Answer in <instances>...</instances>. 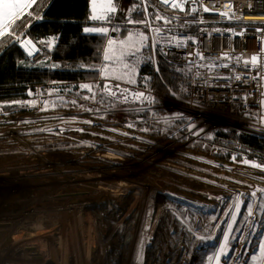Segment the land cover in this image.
Segmentation results:
<instances>
[{
    "label": "rangeland",
    "instance_id": "obj_1",
    "mask_svg": "<svg viewBox=\"0 0 264 264\" xmlns=\"http://www.w3.org/2000/svg\"><path fill=\"white\" fill-rule=\"evenodd\" d=\"M113 2L112 20L134 11L127 0ZM89 3L95 27L101 22L91 20ZM105 26L110 36L101 62L84 69L99 71L106 63L108 38L119 34V44L127 40L125 32H145L127 28L115 35ZM40 40L32 41L38 47ZM48 40L43 50L38 47L41 55L55 49ZM157 56L163 58L159 51L143 50L132 84L104 80L101 73L52 84L45 94L15 102L24 110L12 120L0 106V158L15 157L0 165V259L5 264H217V255L219 264H264L255 247L264 239V226L253 227L264 219V212H257L262 193L249 200L253 191L264 190V164L245 156L238 160L235 153L226 161L207 155L219 152L211 144L215 132L249 133L211 115L195 118L182 92L172 99L154 98L152 104L134 101V89H149L148 75L138 77L140 67L150 65L157 73ZM104 83H120L128 90L127 101L95 87ZM84 84L94 86L95 97L80 87ZM174 113L188 120L177 127ZM189 121L199 135L184 131ZM48 150L71 156L50 161ZM225 244L231 260L220 253Z\"/></svg>",
    "mask_w": 264,
    "mask_h": 264
},
{
    "label": "built area",
    "instance_id": "obj_2",
    "mask_svg": "<svg viewBox=\"0 0 264 264\" xmlns=\"http://www.w3.org/2000/svg\"><path fill=\"white\" fill-rule=\"evenodd\" d=\"M140 2L143 17L155 12L170 20L168 24H164L163 19L159 23L153 20L152 27L161 28L157 34L160 36L164 35V29H171L166 39L159 40V45L164 48L160 53L167 62L189 68L191 81L183 90V98L195 118L211 115L243 127L251 136L264 137V20L252 18L264 15V0H168L167 5L162 2L168 9L166 13L155 6L150 10L146 0ZM172 3L184 4L185 10L171 9L168 5ZM190 4L195 5L191 13L188 12ZM204 8L208 11H203ZM134 14L128 12L127 17L134 18ZM119 17L120 13L115 15L109 24L111 29L112 25L121 31L127 28L145 31L149 27L147 24H128V18L121 20ZM147 33L150 37L153 35L151 30ZM57 39H52V47H56ZM48 41L41 39L38 47L43 50ZM41 54L38 49V54L31 60L36 61ZM197 54L207 57L208 63L221 66L211 71L197 68L194 65L205 63L197 58ZM252 57L257 58L255 63ZM189 61H194V65H189ZM197 71H208V75L197 78L194 75ZM237 75L241 79H227ZM214 76L220 78H212ZM120 90H124L122 86ZM144 93L152 98H164L152 88Z\"/></svg>",
    "mask_w": 264,
    "mask_h": 264
},
{
    "label": "trees",
    "instance_id": "obj_3",
    "mask_svg": "<svg viewBox=\"0 0 264 264\" xmlns=\"http://www.w3.org/2000/svg\"><path fill=\"white\" fill-rule=\"evenodd\" d=\"M127 1L136 13L134 18L142 19L140 0ZM37 4L39 7L33 6L31 9L37 14L31 18L25 16L30 27H26L24 32L31 40L57 37V44L54 50L43 53L36 61H31L19 49V42L15 37H0V106L3 112L7 113L6 119L12 120L23 114L21 112L24 109L14 103L28 99L30 92L35 97L38 93L45 94L55 83L82 82L98 77V70L84 69L98 66L106 41V37L84 31L85 27L91 26L87 24L90 22L89 0H37ZM146 5L150 10L151 6H155L164 13L168 11L160 0H146ZM123 18L128 17L121 14L119 19L124 20ZM123 31L126 30L121 33ZM23 38L21 36V39ZM140 68L138 77L148 75L149 88L167 99H172L181 92L183 94L182 89L190 86L189 68L175 66L160 56H157V73L151 70L150 65H142ZM211 144L214 148L218 147L219 152L215 155L207 154L208 157L217 156L216 159L226 161L235 153L238 160L245 156L248 160L264 164L262 138L217 131ZM46 154L48 159L54 162H65L71 156L59 150H48ZM5 158V161L0 158V165L12 161L15 157Z\"/></svg>",
    "mask_w": 264,
    "mask_h": 264
},
{
    "label": "snow or ice",
    "instance_id": "obj_4",
    "mask_svg": "<svg viewBox=\"0 0 264 264\" xmlns=\"http://www.w3.org/2000/svg\"><path fill=\"white\" fill-rule=\"evenodd\" d=\"M120 0H116V3H119ZM164 4H168V0H162ZM33 6L39 7L37 4V0H0V37H7L13 38L20 43V46L27 51L29 57L34 55V52L37 51L36 45L33 44L32 40L27 38V34L24 32L26 27H30L28 21L25 20V16L31 18L32 16L36 15L37 13L31 11ZM171 9L183 12L185 10L184 4L172 3L168 5ZM195 8L194 4H190L188 6V12L191 13ZM146 10V9H145ZM124 11H127L126 9ZM203 11H208L207 8H204ZM117 8L113 2V0H91V20L101 22L98 26L92 27H85L84 31L87 33H98L103 37H109V27L105 26V23L111 24L113 16L111 14L116 13ZM162 17L157 15L155 12L151 16H144L142 20H136L135 18H128V24H147L149 27L145 29L144 33H133L127 35V40H121L118 44L115 38H108L107 40V48L103 54V60L106 62L102 65V67L97 72L99 76L101 73L103 74L104 80H114L119 81L120 83L125 84H132L134 83L133 77L137 75L136 73V64L142 63L141 57L143 56V50L148 48L150 51H159L164 52V48L159 45L160 39H166L168 32L171 29H164V35L160 36L157 35L161 32L160 27H152V21H156L157 23L162 21ZM164 24L170 23L169 19H163ZM149 30L152 31L153 35L150 37L149 35L145 34ZM112 31L117 32L121 31L120 29L115 28L112 25ZM21 36L24 38L21 39ZM187 39L191 40V37H187ZM150 41V43H149ZM195 42V41H193ZM51 43V42H49ZM176 46H183L182 44H177ZM191 55V54H190ZM197 58L201 61H205L202 65H194V61H189V65H194L197 68L203 67L208 71L214 70L215 68L220 67L221 65L217 63H208V58L204 57L202 54H197ZM226 59V58H225ZM252 62L255 63L257 58L252 57ZM151 61V57H149V61ZM111 65V67H110ZM227 66V65H225ZM158 70V68H157ZM246 70H251V68H246ZM96 71V70H92ZM208 71L201 73L197 71L194 75L199 78L201 75L207 77ZM212 78H220L218 76H214ZM241 79L239 75L235 77H227V79ZM258 79V78H257ZM145 83L147 82V78H144ZM120 83H116L115 85H110L107 83L95 85V87L102 88L104 92H107L110 97H123L125 101H127L128 96L126 93L128 92L127 89L123 91L120 90ZM80 87L87 89L88 92L92 93L93 97H95L96 92L93 90L94 86L84 84ZM184 90V89H182ZM32 94L31 92L29 93ZM88 99L89 97H84ZM133 100L134 101H147L149 104L154 103V98L151 96H145L144 92H133ZM172 120L178 121L179 123L176 125L179 127L180 123H183L185 120H188L186 116L181 113H174L172 114ZM131 126V125H130ZM194 127L193 122L189 121L188 126L184 129V131L192 132ZM199 129L192 132L193 135L200 134ZM235 159V158H233ZM244 164H248V161H242ZM252 167L261 168V164H252ZM258 192L262 193L260 196L261 201H264V190H256L251 193L249 200L251 197H257ZM245 208L248 211L249 215H252V208L249 204H245ZM257 212H264V202H262L257 207ZM256 224H261L264 226V221L255 220L253 223V227H256ZM254 233H249V235H253ZM255 235L259 236V233H255ZM228 237H225V241H227ZM246 245L248 241H245ZM226 247H220V253H224V258L227 260H231L232 257L227 255ZM256 249L259 252V258L264 259V239H258L255 245ZM234 252L235 249H232ZM250 259L256 261L258 259L257 256L249 254ZM217 264L220 262V256L217 255L216 257ZM209 260L212 257L208 258Z\"/></svg>",
    "mask_w": 264,
    "mask_h": 264
},
{
    "label": "water",
    "instance_id": "obj_5",
    "mask_svg": "<svg viewBox=\"0 0 264 264\" xmlns=\"http://www.w3.org/2000/svg\"><path fill=\"white\" fill-rule=\"evenodd\" d=\"M28 39H30V38H28ZM30 40H31V39H30ZM32 42H33V41H32ZM33 44H34V42H33ZM18 47H19V49L22 51V53H23L28 59H32V58H34L35 55L38 54V48H37V47H36L37 51L34 52V55L31 56V57H29L28 54H27V51H25V49L22 48V47L20 46V43H19Z\"/></svg>",
    "mask_w": 264,
    "mask_h": 264
},
{
    "label": "bare ground",
    "instance_id": "obj_6",
    "mask_svg": "<svg viewBox=\"0 0 264 264\" xmlns=\"http://www.w3.org/2000/svg\"><path fill=\"white\" fill-rule=\"evenodd\" d=\"M252 18H258V19L264 20V15H259V16L255 15V16H252ZM260 221H264V219H261ZM128 237L131 239V237L129 235H128ZM125 242H127V239ZM5 263L6 262L4 260L0 259V264H5Z\"/></svg>",
    "mask_w": 264,
    "mask_h": 264
},
{
    "label": "crops",
    "instance_id": "obj_7",
    "mask_svg": "<svg viewBox=\"0 0 264 264\" xmlns=\"http://www.w3.org/2000/svg\"><path fill=\"white\" fill-rule=\"evenodd\" d=\"M91 22H88V24H90ZM120 34H121V32H120ZM111 35H112V33H111ZM32 61V60H31Z\"/></svg>",
    "mask_w": 264,
    "mask_h": 264
}]
</instances>
